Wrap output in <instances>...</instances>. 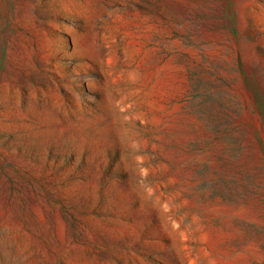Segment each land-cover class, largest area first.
Returning a JSON list of instances; mask_svg holds the SVG:
<instances>
[{"label": "rangeland", "instance_id": "obj_1", "mask_svg": "<svg viewBox=\"0 0 264 264\" xmlns=\"http://www.w3.org/2000/svg\"><path fill=\"white\" fill-rule=\"evenodd\" d=\"M0 264H264V0H0Z\"/></svg>", "mask_w": 264, "mask_h": 264}]
</instances>
